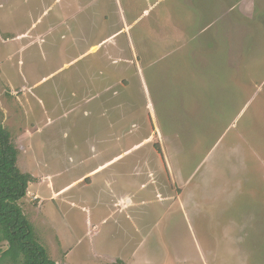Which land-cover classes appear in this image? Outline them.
Listing matches in <instances>:
<instances>
[{
	"label": "rangeland",
	"instance_id": "obj_1",
	"mask_svg": "<svg viewBox=\"0 0 264 264\" xmlns=\"http://www.w3.org/2000/svg\"><path fill=\"white\" fill-rule=\"evenodd\" d=\"M0 124L55 264H264V0H0Z\"/></svg>",
	"mask_w": 264,
	"mask_h": 264
},
{
	"label": "trees",
	"instance_id": "obj_2",
	"mask_svg": "<svg viewBox=\"0 0 264 264\" xmlns=\"http://www.w3.org/2000/svg\"><path fill=\"white\" fill-rule=\"evenodd\" d=\"M17 155L9 131L0 124V242L7 243L6 248H0V259L7 258L12 264H55L18 203L32 176L18 168ZM113 264L124 263L118 259Z\"/></svg>",
	"mask_w": 264,
	"mask_h": 264
}]
</instances>
